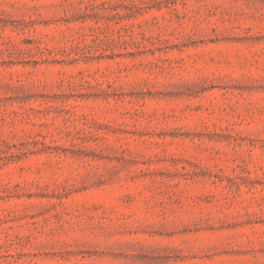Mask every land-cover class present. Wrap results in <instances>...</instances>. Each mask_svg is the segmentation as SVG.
I'll use <instances>...</instances> for the list:
<instances>
[{
	"label": "rangeland",
	"instance_id": "374dc122",
	"mask_svg": "<svg viewBox=\"0 0 264 264\" xmlns=\"http://www.w3.org/2000/svg\"><path fill=\"white\" fill-rule=\"evenodd\" d=\"M0 264H264V0H0Z\"/></svg>",
	"mask_w": 264,
	"mask_h": 264
}]
</instances>
